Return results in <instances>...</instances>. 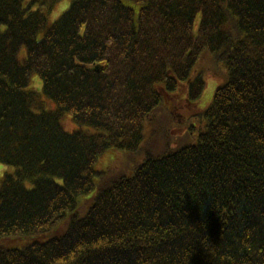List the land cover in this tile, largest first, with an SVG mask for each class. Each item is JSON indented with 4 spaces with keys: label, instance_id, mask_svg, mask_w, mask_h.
Returning a JSON list of instances; mask_svg holds the SVG:
<instances>
[{
    "label": "trees",
    "instance_id": "1",
    "mask_svg": "<svg viewBox=\"0 0 264 264\" xmlns=\"http://www.w3.org/2000/svg\"><path fill=\"white\" fill-rule=\"evenodd\" d=\"M57 1L0 0V264H264V0H69L49 24ZM203 55L222 83L149 148ZM109 149L133 163L105 177Z\"/></svg>",
    "mask_w": 264,
    "mask_h": 264
},
{
    "label": "rangeland",
    "instance_id": "2",
    "mask_svg": "<svg viewBox=\"0 0 264 264\" xmlns=\"http://www.w3.org/2000/svg\"><path fill=\"white\" fill-rule=\"evenodd\" d=\"M68 3L69 0H58L56 2L48 16L49 24L56 20L62 14V12L68 6ZM200 68L205 74L206 85L196 105L192 108H185L181 106V100L178 101L176 105H174L173 103L177 100V96L171 98L168 97L170 101L164 100L161 108L162 111H158L157 117H154L151 124L146 126L147 130L145 132V141L147 142L149 148H152L156 151H160L162 147L168 142L171 145L178 144V142H182V140H184L186 136L187 129L186 125L183 126V124L179 121L180 116L185 119L189 115L202 112L208 107L213 92L222 83L223 78L220 76L212 75L213 71L215 70V67L213 65L212 59L208 55H203L201 57L197 69ZM29 88H34L35 90L39 91L41 88V79L38 76H33ZM184 97L185 93L182 95L181 99H183ZM46 102L50 106L49 107L48 105H46V107L52 109L53 104L51 103V101L47 99ZM175 114L176 117L174 116ZM61 124L64 130L69 132L76 129L77 127L72 122L70 114L63 115L61 119ZM191 124L195 126V122L191 121ZM132 163L133 160L131 159L128 152L119 149H109L97 160L94 165V168L97 170L104 171L105 175L103 176L109 177L111 175L119 174L126 171ZM6 171H10V167L0 162V183L1 178L3 177ZM100 179V176L94 177V182L96 185L99 184ZM53 230L39 235L11 237L8 239L12 241V244L10 245L21 246L31 241L32 239H46L47 237L54 234Z\"/></svg>",
    "mask_w": 264,
    "mask_h": 264
}]
</instances>
